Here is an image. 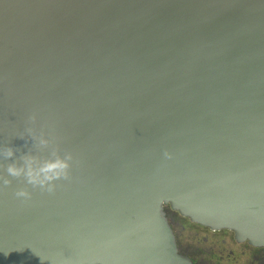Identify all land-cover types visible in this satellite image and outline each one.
I'll return each mask as SVG.
<instances>
[{"label":"water","instance_id":"water-1","mask_svg":"<svg viewBox=\"0 0 264 264\" xmlns=\"http://www.w3.org/2000/svg\"><path fill=\"white\" fill-rule=\"evenodd\" d=\"M166 205L264 246V0H0V264H191Z\"/></svg>","mask_w":264,"mask_h":264},{"label":"flooded vegetation","instance_id":"flooded-vegetation-1","mask_svg":"<svg viewBox=\"0 0 264 264\" xmlns=\"http://www.w3.org/2000/svg\"><path fill=\"white\" fill-rule=\"evenodd\" d=\"M177 251L191 264H264V246L237 237L230 229H213L164 207Z\"/></svg>","mask_w":264,"mask_h":264},{"label":"clouds","instance_id":"clouds-1","mask_svg":"<svg viewBox=\"0 0 264 264\" xmlns=\"http://www.w3.org/2000/svg\"><path fill=\"white\" fill-rule=\"evenodd\" d=\"M35 117H32L34 119ZM50 141L47 139H40V144L47 146ZM3 156L5 158H11L14 153L11 148H6L3 151ZM56 155V152H53ZM168 158L171 155L166 153ZM24 159L23 166H17L15 164L9 165L7 172L11 177H21L23 176L28 185L33 188H39L41 191L47 193H53L56 190V181L67 180L70 178V172L72 168V161L74 159L71 152L65 154L63 158L57 156L54 160H49L44 162L40 166H35V158L31 156H26ZM11 184V180L4 178L3 185L5 187ZM15 197L21 202H27L31 199V192L27 188L18 189L14 193Z\"/></svg>","mask_w":264,"mask_h":264}]
</instances>
